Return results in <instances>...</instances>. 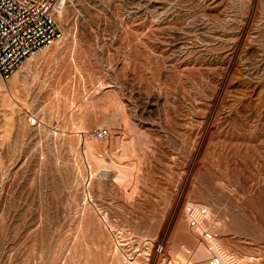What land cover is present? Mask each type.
Here are the masks:
<instances>
[{"label": "rangeland", "instance_id": "obj_1", "mask_svg": "<svg viewBox=\"0 0 264 264\" xmlns=\"http://www.w3.org/2000/svg\"><path fill=\"white\" fill-rule=\"evenodd\" d=\"M61 2L0 81V264H209L187 200L264 264V0Z\"/></svg>", "mask_w": 264, "mask_h": 264}, {"label": "built area", "instance_id": "obj_2", "mask_svg": "<svg viewBox=\"0 0 264 264\" xmlns=\"http://www.w3.org/2000/svg\"><path fill=\"white\" fill-rule=\"evenodd\" d=\"M61 0H0V81H8L24 61L61 36L57 13ZM109 126L92 133L105 138ZM184 213L191 230L201 239L209 264H230L219 243L218 232L207 225L210 210L196 201L184 202Z\"/></svg>", "mask_w": 264, "mask_h": 264}, {"label": "bare ground", "instance_id": "obj_3", "mask_svg": "<svg viewBox=\"0 0 264 264\" xmlns=\"http://www.w3.org/2000/svg\"><path fill=\"white\" fill-rule=\"evenodd\" d=\"M3 83L0 84V88L3 87L2 86ZM4 85V84H3ZM91 146H92V143H89V148H90V151H91ZM92 152V151H91ZM99 161V160H98ZM227 256V255H226ZM198 258V257H197ZM228 259H230V257L227 256ZM203 259V258H202ZM231 260V259H230Z\"/></svg>", "mask_w": 264, "mask_h": 264}, {"label": "crops", "instance_id": "obj_4", "mask_svg": "<svg viewBox=\"0 0 264 264\" xmlns=\"http://www.w3.org/2000/svg\"><path fill=\"white\" fill-rule=\"evenodd\" d=\"M16 71H17V70H16ZM16 71H15V72H16ZM15 72H14L13 75L11 76L13 82L15 81V79H16V77H17V75H14ZM11 78H10V79H11Z\"/></svg>", "mask_w": 264, "mask_h": 264}]
</instances>
